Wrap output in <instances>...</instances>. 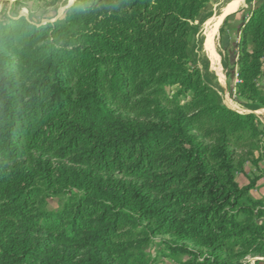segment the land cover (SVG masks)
<instances>
[{"label": "trees", "instance_id": "obj_1", "mask_svg": "<svg viewBox=\"0 0 264 264\" xmlns=\"http://www.w3.org/2000/svg\"><path fill=\"white\" fill-rule=\"evenodd\" d=\"M208 1L0 15V264H151L155 237L181 264L264 256V130L190 60ZM239 31L236 93L264 106V0ZM246 163L259 173L240 186Z\"/></svg>", "mask_w": 264, "mask_h": 264}, {"label": "rangeland", "instance_id": "obj_2", "mask_svg": "<svg viewBox=\"0 0 264 264\" xmlns=\"http://www.w3.org/2000/svg\"><path fill=\"white\" fill-rule=\"evenodd\" d=\"M234 1L209 0L200 11L194 21L196 29L189 36L190 60L200 69L204 79L219 95L223 104L234 107L232 109L241 113H254L259 127L264 130V106L254 108L236 93L237 61L241 41L239 30L250 11L262 0H243L236 9L228 12L227 9ZM74 2L75 0H21L20 4H16L15 0H0V15L24 16L29 21L42 25L62 18ZM251 48L252 43L250 38H247V49ZM258 84L264 91V61ZM176 90L177 87L173 86L169 88V93L172 95ZM180 101L186 102L188 97H181ZM242 179L238 176V181L242 182ZM58 204L56 199H50L48 208L54 209ZM162 239L155 237L147 249L150 257L154 259L151 264H181L185 257L170 256L160 244ZM259 257L261 256H248L245 261L250 264H264L258 260Z\"/></svg>", "mask_w": 264, "mask_h": 264}, {"label": "crops", "instance_id": "obj_3", "mask_svg": "<svg viewBox=\"0 0 264 264\" xmlns=\"http://www.w3.org/2000/svg\"><path fill=\"white\" fill-rule=\"evenodd\" d=\"M232 108H234V107H232ZM258 169L260 171H262L264 169V163L263 162H259ZM258 169H256V167L253 166L252 164L246 163L244 165L243 173H239L236 175V177H237L236 180L239 183V185L243 186V185L247 184V179L249 177H252L253 175H258V173H259ZM238 176H241V179L243 178L244 180L242 179L243 180L242 182L238 181ZM250 195L253 198H257V199L264 198V178H261L258 181L256 187L250 190ZM258 260L264 262V256L259 257Z\"/></svg>", "mask_w": 264, "mask_h": 264}, {"label": "bare ground", "instance_id": "obj_4", "mask_svg": "<svg viewBox=\"0 0 264 264\" xmlns=\"http://www.w3.org/2000/svg\"><path fill=\"white\" fill-rule=\"evenodd\" d=\"M242 1L243 0H235L233 3H232V6L231 7H229L227 10H228V12L230 11V10H234V9H236L241 3H242ZM227 12V13H228Z\"/></svg>", "mask_w": 264, "mask_h": 264}]
</instances>
